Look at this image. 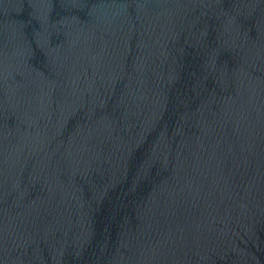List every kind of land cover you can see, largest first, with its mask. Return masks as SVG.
Instances as JSON below:
<instances>
[{
    "label": "water",
    "instance_id": "95a60500",
    "mask_svg": "<svg viewBox=\"0 0 264 264\" xmlns=\"http://www.w3.org/2000/svg\"><path fill=\"white\" fill-rule=\"evenodd\" d=\"M0 264H264V0H0Z\"/></svg>",
    "mask_w": 264,
    "mask_h": 264
}]
</instances>
